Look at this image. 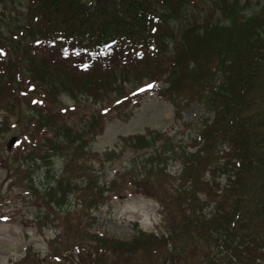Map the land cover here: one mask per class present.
Masks as SVG:
<instances>
[{"label": "trees", "instance_id": "trees-1", "mask_svg": "<svg viewBox=\"0 0 264 264\" xmlns=\"http://www.w3.org/2000/svg\"><path fill=\"white\" fill-rule=\"evenodd\" d=\"M252 1L211 0L201 21L191 0H0V169L37 230L55 229L44 257L29 246L13 264H264V7ZM160 82L176 122L201 107L186 140L146 128L95 152L105 119L78 125L60 105L123 110ZM133 196L158 205L155 230L98 232L97 213ZM4 204L0 190V217Z\"/></svg>", "mask_w": 264, "mask_h": 264}, {"label": "rangeland", "instance_id": "rangeland-1", "mask_svg": "<svg viewBox=\"0 0 264 264\" xmlns=\"http://www.w3.org/2000/svg\"><path fill=\"white\" fill-rule=\"evenodd\" d=\"M191 1L193 4H190V9L194 14L199 15L201 21L206 16L208 17L211 0ZM23 5V3L16 2L15 9L12 8L13 5L9 6L6 20L11 25L21 20ZM250 5L252 8L250 11H258L264 7V0H253ZM216 15L217 18L219 17V14H215L212 19H215ZM167 86L168 84L160 82L152 91H140L139 96L123 110H119L110 101L100 105L93 101L81 100L76 105L72 99L66 96L61 98L60 105L61 107L75 105L71 115L78 125L83 124L84 119L86 121L92 115L98 117V125L101 120L105 119L102 134L98 135L91 143V149L95 152H103L107 148L112 149L120 136L143 133L146 128L169 132V135L183 132L184 134H180V138L184 137L186 140L189 130L184 128V124H195L203 115L201 107L193 104L184 112L183 119L176 122L173 105L167 101V97H163L159 92V89ZM126 115H129L128 119H126ZM14 122L15 120H13ZM94 129H97V126H94ZM18 132V128H13L2 140L7 146L13 137L16 138L8 150H13L18 145ZM7 153L9 151L6 150L5 154ZM122 161H117L112 166V170L120 167ZM61 165V162H57L56 168L61 169ZM112 173L113 171L108 169L107 174L110 176ZM7 178V172L0 169V190L5 203L0 217V264H13L18 261L25 255L26 248L29 246L44 257L48 251L47 241L54 237L55 229L43 228L41 232L37 230L35 213L30 201L24 200L20 187L10 188V180ZM97 216L96 229L98 232H108L122 238L132 234L135 222H138L144 230L153 231L160 220L158 205L139 196L113 200L103 207Z\"/></svg>", "mask_w": 264, "mask_h": 264}, {"label": "water", "instance_id": "water-1", "mask_svg": "<svg viewBox=\"0 0 264 264\" xmlns=\"http://www.w3.org/2000/svg\"><path fill=\"white\" fill-rule=\"evenodd\" d=\"M14 142V139H11V141L9 142L8 148L11 147L12 143Z\"/></svg>", "mask_w": 264, "mask_h": 264}]
</instances>
